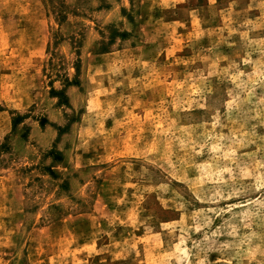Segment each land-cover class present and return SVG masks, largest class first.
I'll return each mask as SVG.
<instances>
[{
  "label": "rangeland",
  "instance_id": "rangeland-1",
  "mask_svg": "<svg viewBox=\"0 0 264 264\" xmlns=\"http://www.w3.org/2000/svg\"><path fill=\"white\" fill-rule=\"evenodd\" d=\"M0 264H264V0H0Z\"/></svg>",
  "mask_w": 264,
  "mask_h": 264
}]
</instances>
